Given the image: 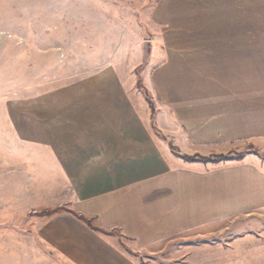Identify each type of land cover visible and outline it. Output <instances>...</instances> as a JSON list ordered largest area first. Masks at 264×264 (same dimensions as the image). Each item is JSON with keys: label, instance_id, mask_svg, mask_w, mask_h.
Returning <instances> with one entry per match:
<instances>
[{"label": "crops", "instance_id": "1", "mask_svg": "<svg viewBox=\"0 0 264 264\" xmlns=\"http://www.w3.org/2000/svg\"><path fill=\"white\" fill-rule=\"evenodd\" d=\"M151 17L162 51L150 88L170 140L155 137L134 80L112 67L25 106V146L71 180L70 211L105 232L69 211L48 218L56 227L42 241L72 264H142L137 255L147 253H161L162 264H264V248L243 247L239 233L187 232L264 216V0H158ZM169 142L187 155L227 157L185 161ZM240 145L252 151L235 157ZM113 230L131 253L107 237ZM181 236L189 243L180 260L155 249Z\"/></svg>", "mask_w": 264, "mask_h": 264}, {"label": "rangeland", "instance_id": "2", "mask_svg": "<svg viewBox=\"0 0 264 264\" xmlns=\"http://www.w3.org/2000/svg\"><path fill=\"white\" fill-rule=\"evenodd\" d=\"M157 1L0 0V264H72L56 256L41 237L45 229L56 227L45 212L70 210L74 194L71 180L56 174L53 161L43 169L39 150L29 151L24 144L25 106H34L39 95L61 89L81 74L112 67L134 80L151 112L155 137L170 140L159 128L161 110L150 88L162 51L151 17ZM169 120L162 113L161 125L168 126ZM169 148L185 161L218 162L227 157L187 155L171 142ZM238 149L235 157L252 151L248 145ZM218 231L239 233L246 240L243 247L264 248L262 215L240 216L187 232ZM108 234L120 249L132 252L118 230ZM187 242L176 237L155 249L168 251L177 261ZM147 254L137 255L142 264H162L166 259L161 253Z\"/></svg>", "mask_w": 264, "mask_h": 264}, {"label": "trees", "instance_id": "3", "mask_svg": "<svg viewBox=\"0 0 264 264\" xmlns=\"http://www.w3.org/2000/svg\"><path fill=\"white\" fill-rule=\"evenodd\" d=\"M185 159H188L187 157ZM70 210H67L65 208H60V209H56L55 211H50V212H45V215L47 217H52L56 214H59V213H63V212H69ZM71 212V211H70ZM75 215V217H77V219H79L81 222H83L84 224H86L90 229H92L93 231L95 232H99V233H105L103 230L99 229L97 226L94 225L93 221L86 218V217H83V216H80L74 212H71Z\"/></svg>", "mask_w": 264, "mask_h": 264}]
</instances>
